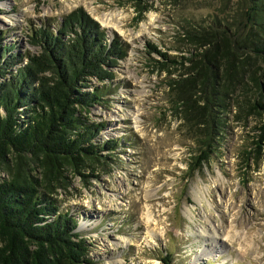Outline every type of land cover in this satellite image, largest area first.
I'll use <instances>...</instances> for the list:
<instances>
[{
	"label": "rangeland",
	"instance_id": "1",
	"mask_svg": "<svg viewBox=\"0 0 264 264\" xmlns=\"http://www.w3.org/2000/svg\"><path fill=\"white\" fill-rule=\"evenodd\" d=\"M248 2L0 0V39L16 45L14 54L39 55L31 35L44 26L57 32L79 9L127 50L114 80L90 78L82 88L105 92L90 114L105 126L96 144L119 146L87 178L64 167L50 194L77 219L92 264H264V112L250 106L246 76L264 63L245 66L250 92L243 80L232 86L210 134L204 106L181 107L184 94L171 85L186 69L159 54L181 61L193 49L185 39L192 28L221 24L245 38Z\"/></svg>",
	"mask_w": 264,
	"mask_h": 264
},
{
	"label": "trees",
	"instance_id": "2",
	"mask_svg": "<svg viewBox=\"0 0 264 264\" xmlns=\"http://www.w3.org/2000/svg\"><path fill=\"white\" fill-rule=\"evenodd\" d=\"M248 1L245 38L221 24L192 28L185 39L193 49L181 61L159 53L186 69L171 85L184 94L181 107L191 111L204 106L210 134V120L217 128L216 115L226 106L228 91L236 82L244 83L245 66L251 59L264 63V0ZM2 42L0 175L8 179L0 177V264H92L86 258L88 245L77 233V219L61 211L50 194L66 179L64 167L87 178L84 171L93 170L107 158L104 152L119 146L115 140L96 144L105 126L92 122L90 114L103 103L105 92L82 88L90 78L114 80L112 68L127 57V50L119 39L110 41L82 9L65 18L57 32L44 26L31 35L39 55L14 54L16 45L3 47ZM24 60L27 64L16 68ZM246 76L255 88L250 106L264 112V69L257 67ZM244 87L248 95L247 83Z\"/></svg>",
	"mask_w": 264,
	"mask_h": 264
},
{
	"label": "bare ground",
	"instance_id": "3",
	"mask_svg": "<svg viewBox=\"0 0 264 264\" xmlns=\"http://www.w3.org/2000/svg\"><path fill=\"white\" fill-rule=\"evenodd\" d=\"M152 18L154 19V17L152 16ZM104 23L105 24H107V25H109L110 23H111V20L109 21V20H106V21H104ZM200 194V193H199ZM148 218L150 219L151 218V216H150V214H148ZM153 220V219H152Z\"/></svg>",
	"mask_w": 264,
	"mask_h": 264
}]
</instances>
